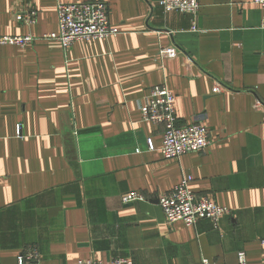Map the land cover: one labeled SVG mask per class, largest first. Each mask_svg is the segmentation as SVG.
I'll list each match as a JSON object with an SVG mask.
<instances>
[{
	"label": "crops",
	"instance_id": "obj_1",
	"mask_svg": "<svg viewBox=\"0 0 264 264\" xmlns=\"http://www.w3.org/2000/svg\"><path fill=\"white\" fill-rule=\"evenodd\" d=\"M83 1L0 0V35L36 36L0 45V264L31 247L26 264H264V8L200 0L194 22L159 0H104L118 35L67 50L43 38L58 2ZM27 8L34 24L15 18ZM161 83L182 123L205 116L204 151L163 157V128L139 108ZM185 176L231 209L218 228L167 222L158 198ZM130 191L146 199L123 203Z\"/></svg>",
	"mask_w": 264,
	"mask_h": 264
},
{
	"label": "built area",
	"instance_id": "obj_2",
	"mask_svg": "<svg viewBox=\"0 0 264 264\" xmlns=\"http://www.w3.org/2000/svg\"><path fill=\"white\" fill-rule=\"evenodd\" d=\"M264 8V0H253ZM164 12L179 11L193 16L195 22L200 10V0H159ZM18 22L34 24L37 20V10L27 8L14 10ZM58 30L43 35V38L58 41L67 50L79 40L107 39L119 34V29L113 26L109 18V4L104 0H87L83 2H58ZM264 27V20L262 22ZM193 28H196L195 24ZM36 36L0 35V45L26 46L33 43ZM141 117L144 122L153 123L163 128V144L160 148L165 159H176L193 151H204L212 139L205 116L191 123H182L176 110V95L166 83L152 86L146 96L140 100ZM150 149L152 141L148 140ZM191 176H185L169 192L159 196V204L163 209L168 223L183 221L188 226H195L201 219H209L218 228L220 220L231 212L227 206L213 201L209 196L195 193L190 183ZM140 191H130L122 195L123 203L145 200ZM40 259L36 247H31L18 256L19 264L37 262ZM239 263L247 264L245 252L239 253ZM75 264H135L128 257H115L104 263L96 258L79 259ZM201 264H215L208 258Z\"/></svg>",
	"mask_w": 264,
	"mask_h": 264
}]
</instances>
